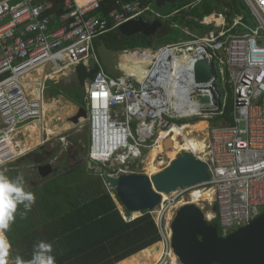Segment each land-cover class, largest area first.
Returning <instances> with one entry per match:
<instances>
[{"label":"built area","instance_id":"obj_1","mask_svg":"<svg viewBox=\"0 0 264 264\" xmlns=\"http://www.w3.org/2000/svg\"><path fill=\"white\" fill-rule=\"evenodd\" d=\"M103 1L65 0L56 24L54 15L47 13L51 6L48 0H0V168L28 152L22 148L25 135L21 132L27 124H37L41 138H50L43 132V103L49 83H54L51 77L56 73L71 75L81 63L87 68L99 66L83 96L90 121L88 157L109 164L113 176L147 174L139 162L142 153L159 141L163 146L171 137L172 125L183 127L178 120L207 121L205 130L194 134L201 149L180 150L179 154L187 152L205 162L208 180L179 188L166 197L160 193V203L148 212L161 235L157 243L164 249L156 264H173L167 214L172 211L174 215L180 202H193V189L203 191L195 204L203 210L207 222L215 220L223 236L264 212V0H244L255 26L247 24L241 13L229 16L227 9L200 17L186 14L184 20L195 22L189 25L170 23L171 27H180L185 37L163 43L148 54L150 61L141 80L134 75L123 78L107 74L94 40L139 16L167 21L200 0L165 15H158L146 0H114L117 11L111 14L110 27L97 13ZM193 26L197 32L190 29ZM207 26L211 28L198 31ZM185 57L186 63L182 62ZM199 58L214 64V81L195 82L193 66ZM216 84L232 100V119L227 123L210 122L220 107ZM199 94L216 99L198 105L193 98ZM191 104L197 109L186 112ZM106 108L107 113L102 115ZM177 140L181 145L186 143L184 130ZM94 147L99 155L96 160L92 156ZM119 210L125 221L134 219ZM175 263L180 264L177 256Z\"/></svg>","mask_w":264,"mask_h":264},{"label":"trees","instance_id":"obj_2","mask_svg":"<svg viewBox=\"0 0 264 264\" xmlns=\"http://www.w3.org/2000/svg\"><path fill=\"white\" fill-rule=\"evenodd\" d=\"M48 1L51 6L47 13H52L58 24L57 17L64 12L65 0ZM151 1L155 2V0ZM190 1L172 5L179 9ZM222 7L228 8L229 16L240 12L244 14L247 8L243 0H200L192 8L184 10L182 15L171 17L169 22L179 24L180 17L184 19L186 14L192 17L202 16L220 10ZM115 11H117V5L114 0H105L97 13H100L101 18L110 27L113 24L111 14ZM136 41H141L143 44L136 45ZM100 42H104L109 49L120 50L134 49L137 46L145 47L149 45L150 40L140 35L127 38L118 31L111 30L94 40L95 47ZM216 87L221 95L220 107L215 111L216 115L210 122L211 124L230 122L232 100L230 96H224V90L220 85L216 84ZM47 94L53 97L46 104L43 118L44 136L49 138L71 128V124L64 118L66 116L62 105L64 98H59L60 95H64L81 108H85V103L84 89L64 82L49 83ZM57 95L59 97L55 98ZM196 121L199 119L194 118L191 122ZM177 122L180 124L190 121L178 120ZM21 132L25 135L23 150H31L35 145L41 144V129L37 124H27ZM74 145L80 148L76 141ZM200 149L201 144L195 147V150ZM43 151L48 154L47 150L43 149ZM178 154L179 152H175L169 155L175 157ZM29 157L32 158V155L24 157L25 163L32 162V159L28 160ZM93 158L96 160V157L93 156ZM17 166V163L11 162L2 166L0 171H5L10 178L22 177L25 190L35 194V203L26 215H24L23 205H18L15 220L8 229L2 230L4 236L0 233L2 248L7 249L9 244V248L0 254V264H5L1 258L10 253L13 264H16L17 257L23 260L30 259L34 244L40 240L52 244L56 264H115L161 240L159 229L147 211H143L141 216L130 221L123 219L117 205L121 203L114 190L106 188L103 177L95 169L87 166V160L66 169L55 168L53 174L34 185L28 184L32 178L23 174ZM105 169L111 172L107 167ZM203 194V191L198 190V193L192 196L194 201L191 203H195L196 198ZM181 204L185 203L180 202ZM124 212L126 215L131 214L125 209ZM172 213L171 211L167 214L168 222L173 218ZM212 223L216 225L215 220Z\"/></svg>","mask_w":264,"mask_h":264},{"label":"water","instance_id":"obj_3","mask_svg":"<svg viewBox=\"0 0 264 264\" xmlns=\"http://www.w3.org/2000/svg\"><path fill=\"white\" fill-rule=\"evenodd\" d=\"M190 0H155L156 6L164 7L168 4H179ZM171 29L170 23H165L160 18L151 21L139 16L121 23L117 30L125 36L140 35L150 40L149 45L139 46L134 49L114 50L100 42L96 47L100 64L106 73L116 77L120 75L121 56L132 50H144L153 53L159 39ZM99 70L97 64L87 68L78 64L74 72L62 79L67 85L81 89L86 87L94 74ZM194 80L196 83L214 81L216 70L213 63L199 58L193 66ZM198 105L214 101L205 94L194 96ZM79 113L85 118L87 110L80 108ZM23 125L20 123L19 126ZM162 130H158L161 132ZM164 150H170L172 138L169 136L163 142ZM94 160L90 157L87 166L91 168ZM37 173L45 178L52 174L51 163L40 164L37 162ZM105 184L114 190L123 209L133 212L153 211L160 203V193H171L179 188H190L208 180L207 165L190 153L182 152L159 172L148 176L144 173H128L113 176L109 173L100 174ZM170 247L177 256L180 264H264V212L227 235H220L217 227L212 222H207L203 210L195 203L181 205L174 213L170 223ZM155 243L148 248H157Z\"/></svg>","mask_w":264,"mask_h":264},{"label":"rangeland","instance_id":"obj_4","mask_svg":"<svg viewBox=\"0 0 264 264\" xmlns=\"http://www.w3.org/2000/svg\"><path fill=\"white\" fill-rule=\"evenodd\" d=\"M151 7L152 9L158 14V15H164L169 13L170 11H173L175 8V6H173L172 4H166L164 7H158L156 6V3L151 1ZM243 13V12H242ZM244 15H245V19L247 24H249L250 26H255V20L253 19V17L248 13V10L246 11V9L244 10ZM151 17H153L152 15H150ZM148 17V16H145ZM184 24H190V20H184L180 17V25H184ZM211 26H207V27H202V28H198L199 32H204L207 29H210ZM192 31L197 32V30L195 28H190ZM180 37H185V35L180 31V28H174L171 27V29L164 35L162 36L158 43L163 44L166 42H171L174 41L176 39H179ZM136 45H142L143 43L141 41H136L135 42ZM138 47V46H137ZM129 49V48H127ZM67 74L66 73H56L55 75H53L51 77V80L57 81L60 80L62 77H65ZM33 78V77H32ZM59 83H63L62 81H60ZM59 97L58 95L55 96V98ZM64 98L62 99V105L64 108V111L66 113V116H64L65 120H67V122L69 124H71V128L69 130H67L66 132H63L59 135L56 136H51L49 139L41 138L42 142L39 145H35L33 148H31V150H28V152L23 155L22 157L12 161L18 164V168L22 170L23 174H25L27 177L32 178L31 180L28 181V184L30 185H34L37 184L39 181H41V178L39 177V175L37 174V159L35 160V155L38 154L39 152L43 153V149L47 150L48 152V157H47V161L48 163H51L52 167L54 168H59V169H66L69 167H72L76 164L85 162L86 160H88V152L90 147H91V135H90V121L87 120V117L85 118L84 116L79 115V107L75 102L69 100L67 97H65L64 95H60L59 98ZM50 98L47 94V92H45V101H48ZM45 108H46V104H45ZM73 117H78L77 121L73 122L71 120V118ZM188 121H190V123L184 125L181 130H184L185 135L188 137L189 142L191 144V146L195 149V147L197 145L200 144V141L197 140V138H195L196 136L194 135L195 133H200L201 131H197V130H203L207 127V123L204 122H195L192 123L191 121L194 120V118H188L186 119ZM196 131V132H195ZM179 136L178 131L175 129L174 130V142L177 144L179 143L177 140V137ZM193 136V137H192ZM61 138H64L61 139ZM103 138V137H102ZM101 139V138H100ZM63 140V141H62ZM103 139H101L99 142H101ZM77 142V144L80 145L79 147H76L74 145V142ZM104 146V143L102 144ZM148 150L147 149L144 153H142L141 159H140V163L142 166L147 165L149 162H151L152 160V156H147L148 155ZM105 153L108 152V150H103ZM27 155H32V158L29 157V159H32V162H24V157ZM105 155V154H103ZM92 156L98 158L99 155L95 150H93V154ZM160 162L164 161L165 163L168 162V158L165 155H161L160 156ZM11 163V162H10ZM108 165V166H107ZM167 164H164L161 166V169L164 168ZM107 167L108 169L111 170V166H109V164L106 163H100L97 162L96 164L94 163L92 168L95 169L96 172H99V174L101 173H109L105 168ZM126 169H130V170H135L136 168H129L126 167ZM146 170V169H145ZM104 171V172H103ZM110 174V173H109ZM101 176V175H100ZM106 188L108 190H110L111 188L107 185ZM198 189H193L192 191H195ZM118 208L122 209L119 203H117ZM134 215V214H133ZM134 216H140L139 214H136ZM0 233L4 236L2 230H0ZM7 249H3L0 248V253L4 252ZM11 254V253H10ZM10 254H5L1 260L5 263V264H13V260L10 257Z\"/></svg>","mask_w":264,"mask_h":264},{"label":"bare ground","instance_id":"obj_5","mask_svg":"<svg viewBox=\"0 0 264 264\" xmlns=\"http://www.w3.org/2000/svg\"><path fill=\"white\" fill-rule=\"evenodd\" d=\"M148 54H150V53H147V51H144V50H133L131 52L123 54L121 56V60L122 61L120 62V65H119L120 69H121V73H120V75H117V76H121V77L125 78L127 76L134 75V76L137 77L138 80H141L145 76V74L147 72L146 65L150 61V57H147ZM180 61H181V59H177L176 63H180ZM186 61H187V57L182 59V62L186 63ZM185 63H183V64H185ZM32 77H35V76H30V78H32ZM66 77L67 76L62 77L60 80H57V81H54V80H51V81H53L54 83L57 84L60 81H62V79L66 78ZM48 101H51V99H49ZM45 102L46 101H44V103H43V110H45ZM196 109H197V105L191 104L189 107L185 108V111L186 112H192V111H195ZM107 111H108L107 108L104 109V111L102 112V115L106 114ZM80 115H82V114L79 113L78 116H80ZM43 116H44V113H43ZM77 119H78V117H76V118L74 117L72 119V121L75 122V121H77ZM196 122L207 123V121H205V120H199V121H196ZM188 123H190V122L183 123L182 125L184 126V125H186ZM175 129L179 132V135H180V133L182 131L181 128H180V125H178V126L177 125H172L171 126L170 135H171V138H172L173 147L170 150H167V151L164 150V147L162 146V143L160 141L158 142V144L152 146L151 149L148 150L149 151L148 155L152 156L151 162H149L145 166L146 173L149 176H152L153 174L159 172L161 170V166L162 165H164V164L168 165L171 160H173L174 158H176L178 156L177 155L175 157H172L171 155H169L170 153H175V152H179L180 150H188L190 148H193L191 146L190 142L188 141L187 137H186L187 141H186L185 144H183V145H181L180 143H177V145L175 144V142H174V130ZM161 134H163V132ZM165 134H166V132H165ZM108 137L109 136H107V138ZM102 139H104V137ZM100 140L101 139L99 138V141ZM112 149H113V147L110 150H112ZM110 150H108V152ZM105 155L107 156V154H105ZM161 155L167 156V158H168V162L167 163H165L164 161H162V162L159 161ZM197 193H198V190L191 191V196H194ZM162 194H163L164 197L167 196L166 193H162ZM133 214L134 215H136V214L140 215L139 212H133L132 215ZM136 217H138V216H134V218H136ZM167 222H168V220H167ZM170 222H168V224ZM8 248H9V244H8L7 249ZM163 251H164L163 244L158 243L157 244V248L154 249V250H150V248H145V249L141 250L140 252H138V253H136V254L128 257V258H125L124 260H122V261H120L118 263H115V264H156L161 259L162 255H163ZM4 252H1L0 254H2ZM175 259H176V255H172L173 264H176L175 263Z\"/></svg>","mask_w":264,"mask_h":264},{"label":"clouds","instance_id":"obj_6","mask_svg":"<svg viewBox=\"0 0 264 264\" xmlns=\"http://www.w3.org/2000/svg\"><path fill=\"white\" fill-rule=\"evenodd\" d=\"M34 203L35 194L25 190L22 177L10 178L5 171H0V230L8 229L15 220L18 205H23L26 215ZM16 264H56L52 244L44 240L37 241L33 246L31 258L23 260L17 257Z\"/></svg>","mask_w":264,"mask_h":264},{"label":"flooded vegetation","instance_id":"obj_7","mask_svg":"<svg viewBox=\"0 0 264 264\" xmlns=\"http://www.w3.org/2000/svg\"><path fill=\"white\" fill-rule=\"evenodd\" d=\"M144 19L145 20H147V21H151L152 20V18L151 17H145L144 16ZM145 38V37H144ZM203 130H205V129H203ZM203 130H197V131H203ZM196 132V131H195ZM185 134V133H184ZM187 137V136H186ZM193 137V136H192ZM187 139H188V137H187ZM198 140V139H197ZM188 141H189V139H188ZM199 141V140H198ZM41 151H43V150H41ZM104 156H106V155H104ZM147 156H150V155H147ZM47 157H48V154L46 153V152H44L43 151V153H41V152H39L38 154H36L35 155V160L37 159V162H40V164H45V163H47L48 161H47ZM37 165H38V163H37ZM146 166V165H145ZM54 170H55V168L53 167V172H54ZM53 172H52V174H53ZM51 175V174H50ZM40 177V176H39ZM48 177V176H47ZM47 177H45V178H47ZM41 179H44V178H42V177H40Z\"/></svg>","mask_w":264,"mask_h":264},{"label":"crops","instance_id":"obj_8","mask_svg":"<svg viewBox=\"0 0 264 264\" xmlns=\"http://www.w3.org/2000/svg\"><path fill=\"white\" fill-rule=\"evenodd\" d=\"M147 2L149 1V2H151V0H146ZM244 1V0H243ZM245 6H246V4H245ZM224 9H227L228 10V8L227 7H222V9H220V10H217V11H215V12H219V11H223ZM177 10V9H176ZM248 9L246 8V11H247ZM175 11V10H174ZM229 11V10H228ZM227 11V12H228ZM173 12V11H172ZM249 12V11H248ZM241 14H243L242 12H240ZM250 13V12H249ZM168 14V13H167ZM180 14V13H179ZM179 14H177V15H179ZM165 15V14H164ZM244 15V14H243ZM250 15H251V13H250ZM147 16H149V17H151L150 15H147ZM190 16V15H189ZM252 16V15H251ZM196 17H200V16H196ZM244 17H245V15H244ZM154 18V17H153ZM164 23H165V20H162ZM166 22H168V23H171V22H169V20H167ZM192 22L193 23H195L194 22V19H192ZM176 24H178V23H176ZM179 25H180V23H179ZM175 28V27H174ZM180 28V27H179ZM192 28H194V26L192 27ZM116 31H118V30H116ZM148 39V38H147ZM177 40V39H176ZM176 40H174V41H176ZM171 42H173V41H171ZM166 43H170V42H166ZM159 45H161V44H157V46H159ZM51 100H52V98L53 97H49ZM48 102H50V101H46L45 102V104H47Z\"/></svg>","mask_w":264,"mask_h":264},{"label":"snow or ice","instance_id":"obj_9","mask_svg":"<svg viewBox=\"0 0 264 264\" xmlns=\"http://www.w3.org/2000/svg\"><path fill=\"white\" fill-rule=\"evenodd\" d=\"M3 247V244H2V242H0V248H2Z\"/></svg>","mask_w":264,"mask_h":264}]
</instances>
